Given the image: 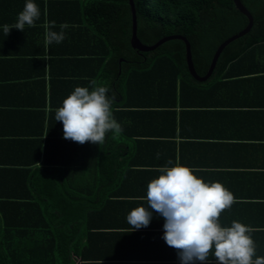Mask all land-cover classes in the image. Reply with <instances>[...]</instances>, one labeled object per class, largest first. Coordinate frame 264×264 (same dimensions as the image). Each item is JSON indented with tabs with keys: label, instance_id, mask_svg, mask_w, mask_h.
<instances>
[{
	"label": "trees",
	"instance_id": "trees-1",
	"mask_svg": "<svg viewBox=\"0 0 264 264\" xmlns=\"http://www.w3.org/2000/svg\"><path fill=\"white\" fill-rule=\"evenodd\" d=\"M132 1L139 41L150 46L166 36H183L199 76L206 74L216 48L248 23L233 0ZM240 1L252 15L250 30L223 49L206 81L197 82L188 72L181 40L150 52L130 46L128 0H33L41 13L35 26L44 19L48 25L54 21L55 29L69 25L65 37L83 49L59 58L81 64L83 71L76 66L54 82L46 139L39 144L40 169H0V264H83V240L89 241L96 228L108 227L95 221L119 202L118 184L131 164L130 144L170 136L157 131L161 125L174 130L176 107L187 105L183 93L218 91L223 83H264V0ZM25 3L0 0V30L16 23ZM92 80L114 95L111 110L123 132L107 133L100 145H81L63 138L55 110L75 87L91 91Z\"/></svg>",
	"mask_w": 264,
	"mask_h": 264
},
{
	"label": "crops",
	"instance_id": "crops-1",
	"mask_svg": "<svg viewBox=\"0 0 264 264\" xmlns=\"http://www.w3.org/2000/svg\"><path fill=\"white\" fill-rule=\"evenodd\" d=\"M36 24L24 31L12 29L8 35L0 30V169L17 167L32 173L40 169L39 144L46 139L54 82L58 74L70 73L76 66L83 71L81 64L59 58L83 47L73 45L68 36L47 45L48 21ZM217 85L218 91L182 94L187 105L176 107L174 130L165 125L156 130L170 136L127 148L131 164L118 184L119 202H112L111 211L95 221L108 227L96 228L89 241L83 240L87 257L83 264H181L177 250L162 239L164 219L158 213L149 209V226L138 230L126 220L132 209L147 207L142 197L147 184L158 177L157 169L174 166L177 160L195 169L194 175L204 182H219L233 194L234 202L219 222L222 227L238 221L253 228V259L264 257V83ZM168 160L173 165H167ZM203 264L217 261L210 253Z\"/></svg>",
	"mask_w": 264,
	"mask_h": 264
},
{
	"label": "clouds",
	"instance_id": "clouds-1",
	"mask_svg": "<svg viewBox=\"0 0 264 264\" xmlns=\"http://www.w3.org/2000/svg\"><path fill=\"white\" fill-rule=\"evenodd\" d=\"M40 9L33 0H26L16 23L3 25L6 35L12 29L24 31L25 26L34 27L40 18ZM45 43H61L65 39L61 24L60 32L52 31L55 22L46 25ZM74 27V26H73ZM88 87H75L55 110V120L63 125V138L78 144L91 142L100 145L106 134L119 136L122 126L114 119L111 106L115 97L109 95V88L98 86L96 80ZM159 157V153L157 154ZM167 165H173L172 160ZM196 170L183 166L177 160L174 166L157 169V178L147 184V207L132 209L127 223L138 230L149 226L154 210L164 219L162 239L177 250L181 264H196L208 261L212 253L217 264H264V257H256V245L252 239L253 228L238 221L230 227H222L219 219L222 212L229 209L233 194L219 182H204L194 175ZM102 264V262H97Z\"/></svg>",
	"mask_w": 264,
	"mask_h": 264
},
{
	"label": "water",
	"instance_id": "water-1",
	"mask_svg": "<svg viewBox=\"0 0 264 264\" xmlns=\"http://www.w3.org/2000/svg\"><path fill=\"white\" fill-rule=\"evenodd\" d=\"M129 2V6H130V12H131V38H130V46L136 50L137 52H150L155 50L157 47H159L161 44H163L164 42L170 41V40H174V39H178L181 40L184 45H185V58H186V65H187V69L188 72L190 74V76L197 82H204L206 81L213 73V70L215 68L216 62L221 54V52L223 51V49L230 44L231 42H233L234 40L244 36L251 28L252 23H253V18L252 15L249 13V11L243 6V4L241 3L240 0H233V3L235 5V7L237 8V10L246 17L248 23L246 25V27L244 29H242L240 32L234 34L233 36L229 37L228 39L224 40L215 50L213 56H212V60L210 62V65L208 67V70L206 72V74L204 76H199L197 75V73L195 72V69L193 67V63L191 60V52H190V45L188 43V41L183 37V36H166L163 37L161 39H159L156 43H154L153 45L147 46L142 44L139 39L137 38V23H136V14H135V8H134V4L132 0H128Z\"/></svg>",
	"mask_w": 264,
	"mask_h": 264
}]
</instances>
